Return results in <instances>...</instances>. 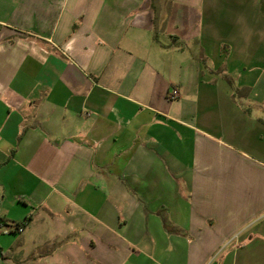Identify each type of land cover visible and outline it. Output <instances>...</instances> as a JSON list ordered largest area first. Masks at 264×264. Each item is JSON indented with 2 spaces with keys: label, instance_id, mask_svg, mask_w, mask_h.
I'll return each mask as SVG.
<instances>
[{
  "label": "crops",
  "instance_id": "1",
  "mask_svg": "<svg viewBox=\"0 0 264 264\" xmlns=\"http://www.w3.org/2000/svg\"><path fill=\"white\" fill-rule=\"evenodd\" d=\"M217 255L264 264V0H0V264Z\"/></svg>",
  "mask_w": 264,
  "mask_h": 264
},
{
  "label": "built area",
  "instance_id": "2",
  "mask_svg": "<svg viewBox=\"0 0 264 264\" xmlns=\"http://www.w3.org/2000/svg\"><path fill=\"white\" fill-rule=\"evenodd\" d=\"M178 95H179V92H178V90L175 89L173 91V93L170 95V97L172 99H174V98H177ZM24 228H25L24 223H13V224H11L9 226H6L5 229H4V231L6 233L11 232V231H15L17 233H21V232L24 231Z\"/></svg>",
  "mask_w": 264,
  "mask_h": 264
},
{
  "label": "rangeland",
  "instance_id": "3",
  "mask_svg": "<svg viewBox=\"0 0 264 264\" xmlns=\"http://www.w3.org/2000/svg\"><path fill=\"white\" fill-rule=\"evenodd\" d=\"M225 137H226V140H227V141H232V140H231V137H230L229 135L225 134ZM217 256H218V257H217ZM217 256L214 257V258H215V260H214V261H215V264H216V263L218 264L219 261L221 260V256H219V255H217ZM214 258H213V259H214Z\"/></svg>",
  "mask_w": 264,
  "mask_h": 264
}]
</instances>
